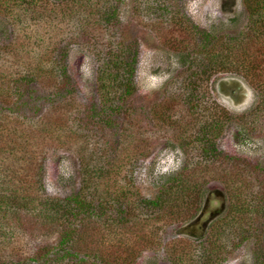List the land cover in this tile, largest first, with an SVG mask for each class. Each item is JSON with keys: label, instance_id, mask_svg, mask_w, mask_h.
Segmentation results:
<instances>
[{"label": "trees", "instance_id": "16d2710c", "mask_svg": "<svg viewBox=\"0 0 264 264\" xmlns=\"http://www.w3.org/2000/svg\"><path fill=\"white\" fill-rule=\"evenodd\" d=\"M120 1L61 0L60 5L50 0H0V18L10 26L9 36L0 42V116L37 107L43 113L39 121L35 109L33 116L17 117L24 124L40 123L44 139L54 128L59 131L57 147L74 152L82 168V185L77 193L56 200L38 197L34 188L42 185V158L39 161L36 150H30L28 139L18 137L23 128L13 130L17 138L7 148L25 161L26 168H7L9 176L0 181V213H29L41 222L43 239L28 257L7 259L0 255V264H135L136 257L157 251L160 245L170 264H217L223 261V255L240 249L252 237L260 241L256 264H264V168L220 150V130L232 119L224 110L221 116L205 111L192 138L201 145L202 159L177 175L157 177L156 197L134 195L120 185L124 181L120 153L125 150L131 154L136 149L134 141H129L136 138L135 133L131 127L126 132L118 131L119 143L105 148L97 136L114 127L121 117L125 116L129 124L133 120L125 112L136 94L139 51L136 41L126 42L127 35L121 29ZM253 4L248 28L238 36L213 35L190 26L191 40L202 55L197 68L195 62L190 68L191 77L202 79L199 85L189 83L193 94L201 83L203 88L206 78L230 73L258 82L264 97V0H253ZM159 11L168 15L166 6ZM164 22L168 26L170 19ZM178 44L181 47L183 42ZM73 45L85 46L99 62V102L82 110L71 104L78 92L68 63ZM41 90L42 106L34 100ZM202 94L204 97L207 91L202 89ZM162 116L168 118L166 112ZM259 119L264 120V115ZM80 134L85 142L78 145ZM87 141L92 148L85 144ZM140 142H146L145 134ZM29 174L33 177L28 181ZM213 182L223 183L230 195L229 216L213 225L207 237L194 241L192 252L185 244H163L170 225L196 217ZM25 185L28 189L22 196ZM147 234L157 235L159 244ZM138 238L148 241L137 244Z\"/></svg>", "mask_w": 264, "mask_h": 264}, {"label": "rangeland", "instance_id": "374dc122", "mask_svg": "<svg viewBox=\"0 0 264 264\" xmlns=\"http://www.w3.org/2000/svg\"><path fill=\"white\" fill-rule=\"evenodd\" d=\"M50 1L62 5L61 0ZM250 4L249 0L119 2L118 17L121 29L124 35H127L126 42L136 41V49L139 51L135 76L136 94L128 106L129 113L125 112L131 114L133 120L131 119L129 124L125 116L121 117L114 127L104 130L102 136L97 133V136L101 138L103 142L101 144L105 148L106 145L119 143L116 132L122 130L126 132L131 127L135 133L136 138L129 141H134L136 149L131 154L123 149L120 153L124 158V168L121 171L124 181L120 183L124 191L129 189L134 195L154 198L158 193L155 186L157 177L162 174L177 175L184 168L199 162L202 159L201 145L192 141V138L197 133L206 110L205 114L212 113L214 116L218 114L221 116L225 111L228 114L225 116H228V119L232 118L226 119V124L220 130L217 139L220 150L225 155L247 160L264 168V120L259 119L264 115V97L259 83L230 73H217L203 80V88L201 83L197 89L195 88V94L190 87V82H194L195 85L202 82L201 77L199 79L191 77L190 68H193V62L197 68L202 55H199L197 47H194L197 43L191 40L188 31L190 26L209 31L213 35L238 36L250 23L253 0H250ZM51 6L50 3L49 7ZM165 6L168 7V15L159 11ZM166 19H170L168 26L164 22ZM180 29L187 32L186 36ZM9 34L10 26L0 18V42ZM180 41L183 42L181 46L183 49L180 47L181 44H178ZM200 44L202 45V42ZM189 51L191 55H188ZM68 63L70 74L78 88L77 95L71 103L72 107L82 110L85 106L97 105L99 102L97 58L85 46L73 45ZM202 89L207 91L204 97ZM233 90L236 91L235 94L232 93ZM190 94L193 96L190 97ZM40 96H44L43 90L34 97L42 106L44 100L40 99ZM33 109L37 111L36 120L39 121L43 113L35 106L20 109L11 116H0V181L9 176L7 168L16 170L26 168L25 161L20 156L14 157L7 148L12 146L11 140L17 138L13 130L23 128V133L18 134V137L28 139L30 150H36L39 157L37 159L41 161L42 158L44 166L41 173L42 185L34 188L35 194L50 200L63 199L77 193L81 188V162L74 152L57 147L60 134L55 128L51 131V136L44 139L40 123L24 124L22 119L17 117L33 116L35 115ZM163 112L168 114L165 120ZM60 120L62 119L58 118V121ZM142 134H145L146 142L141 144ZM83 138L85 137L80 134L78 140L75 139L76 143L85 142ZM126 140L124 141L127 143ZM89 143L91 142L87 141L85 144L90 149L92 146ZM32 175L29 174L26 180H31ZM11 187H14V184ZM18 187L19 185L16 186ZM209 188L196 217L183 224L170 225L163 235V244L168 246L185 244L190 247L189 252H192L194 241L207 237L213 225L229 216L231 198L224 184L213 182ZM27 189L28 185L22 186L20 194L23 196ZM201 212L204 213L195 230L181 234L184 227L194 224ZM41 227V222L29 213L19 210L0 213V255L7 259L28 257L42 242ZM147 235L151 236L153 242L159 244L157 235ZM107 241L108 239H105V242ZM142 241L148 240L138 238L135 242L138 244ZM259 243V238L252 237L244 242L240 249L223 255L225 259L217 264H256ZM162 246H156L160 252L146 251L139 258L136 257L135 264H170Z\"/></svg>", "mask_w": 264, "mask_h": 264}, {"label": "water", "instance_id": "95a60500", "mask_svg": "<svg viewBox=\"0 0 264 264\" xmlns=\"http://www.w3.org/2000/svg\"><path fill=\"white\" fill-rule=\"evenodd\" d=\"M203 213H204V212H201V214H200L199 217L196 219V221L194 222L193 225H192V224H191V225L189 224V225H187L186 227H184V229L181 230V234H187L188 231H192V232H193V230H195L197 224L199 223V221H200V219H201Z\"/></svg>", "mask_w": 264, "mask_h": 264}, {"label": "flooded vegetation", "instance_id": "af4514ba", "mask_svg": "<svg viewBox=\"0 0 264 264\" xmlns=\"http://www.w3.org/2000/svg\"><path fill=\"white\" fill-rule=\"evenodd\" d=\"M232 93H233V94H235V93H236V91H235V90H233V91H232Z\"/></svg>", "mask_w": 264, "mask_h": 264}]
</instances>
